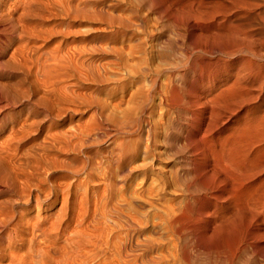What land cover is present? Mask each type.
I'll use <instances>...</instances> for the list:
<instances>
[{
    "label": "bare ground",
    "instance_id": "bare-ground-1",
    "mask_svg": "<svg viewBox=\"0 0 264 264\" xmlns=\"http://www.w3.org/2000/svg\"><path fill=\"white\" fill-rule=\"evenodd\" d=\"M11 1L12 0H0V6L2 7H0L1 52L8 47L14 36H20V34L16 32L14 26L15 22H13L11 18V14L13 13H11L10 9H12V11L14 10L12 3H10ZM19 1L22 5L29 3V1L26 3V0ZM58 2L60 5H57L61 7V11H59L60 14L62 12L65 14L67 13L66 15H69L71 21L72 19L74 21L79 19L91 21L93 25L96 24L95 26L101 24L103 26L102 30H104L103 38L107 44L108 56L115 57L118 61L116 64H119L118 68L123 76L119 72L121 75L119 76L120 83L122 85L121 95H119L120 101L118 102L117 99V102L115 101L116 105H127L134 101V103H132L134 106L131 104L134 108L133 111L128 112L129 115H132H130L131 118H124L126 119L124 122L122 120L123 118H121L122 122L119 119L121 123L119 122L118 125L112 126L113 129L111 131H115L114 134H119L120 144L116 142L118 144L117 147V144L114 143L116 144L114 148L117 149H115L117 153H113V155L116 156L113 157L111 155L113 159L109 156L112 162L115 161L117 163L118 169L116 171L118 172L115 171V168L113 170L111 169L110 172L114 171V173H117L119 176L117 180L119 179L120 181L122 177L126 180L129 174L126 172L134 171L131 168L132 163L142 161L140 159L143 156V160L153 161L151 169L150 167L146 168L150 163L146 164L148 162H142L146 165V170L148 169L149 172L151 170L150 174L146 173L148 174L146 175L142 172L139 174H142L144 178H153L151 181L153 182L154 180L157 182L154 187L155 190L153 193L151 192L152 196L155 194L154 197L156 198L152 199V202H149L147 205L150 206V209L152 207L154 210H158V213H160L158 215L159 217L157 216L158 213H153L162 221L161 224L164 226L161 227L163 228V230L161 229L162 232L167 230V233L171 235L167 236L170 238L172 237V263H169L264 264V0H81L77 6L74 4L76 7L70 4H73L76 0H72V2H69V0H57V3ZM13 5L15 6V4ZM57 14L59 15L58 12ZM17 16L18 19L23 18L21 14ZM23 20L19 19V23L17 22L18 24L15 23V25H19L20 27V24L22 25V23H24ZM20 21L22 22L20 23ZM68 25L70 26V24ZM25 27L27 28L28 26L26 25ZM96 28L98 29V27ZM36 29H38V27ZM95 29H93V31H95ZM37 31L39 32V30ZM48 31L53 32H46L47 35L44 33L45 37L43 36V40L46 36L47 38L49 36H54V29H48ZM71 31V29L70 32L68 31L69 34ZM22 33L21 37L24 35H22ZM50 33L53 35L51 36ZM30 34L26 36H30ZM48 34L50 35L48 36ZM65 34H67V31ZM34 37L31 36V38ZM114 37L121 38V41H119L120 46L116 49L112 45ZM132 39L136 40L138 45H135L134 40L132 44ZM21 41L22 40H20V42ZM24 45L26 44L24 43ZM39 46L41 47V44ZM93 46L94 45H92V47ZM28 47L29 45L25 48ZM94 47H96V45ZM94 49L95 48H93V51ZM24 50L26 51V49ZM20 51L22 50L20 49ZM26 53H24V56ZM36 54L38 53H33V55ZM4 56L2 58H4ZM18 56L19 55H16L17 58L20 57ZM38 56H40V54ZM71 56H73V54ZM8 59L6 60L8 61ZM19 59L24 60L22 58ZM10 61L14 60L11 59L9 62ZM24 61H26V58ZM39 61H41V59ZM45 61L46 60L43 62ZM41 62L38 63L40 64V68L43 66ZM108 62L107 65L111 63L110 61ZM114 63L115 62H112L115 66ZM22 64L23 63H21V65ZM66 65L69 66L68 64ZM35 66L38 69L36 70L39 71L38 66ZM35 66H33V68ZM45 66L47 67V65ZM58 66H60V64ZM72 66L71 68L74 69ZM3 67L5 68L6 66ZM9 67L7 66L1 72L2 78H6V81L0 82V194L2 192H15L17 194L19 191L17 190L19 186H17V183L20 181L19 178H25V180L31 178V180L28 181H34V178H38L37 180H39V178L42 177L41 173H45L47 176V174L56 172V170L59 169L58 166H60L62 162H59L60 165H57L58 161L56 163V158L52 157L57 155L54 154L51 156V153L55 151L56 145H59V139L60 144L62 139L61 137L59 138L58 130L56 128L52 129L53 127L50 128V124H54L60 119L62 110L66 111V109H64L65 106L63 109L60 108V103L64 101L69 107L74 102L72 96H70V98L72 97V99H70L65 95L66 100H63L62 96V98L60 97V95L64 94L62 93L64 91L60 87L62 94L57 92L55 88L60 85H56L58 82H55L53 79L55 82L54 84L52 81V71L49 69L45 74L47 80L44 79L48 82L46 83L44 81V83H46L45 85L48 86L46 88L47 93L41 92V87L43 86L44 88L45 86L43 82L40 88L36 86V83L38 84L40 81L39 79V81L35 83L34 88H31L32 93L26 97V104H22L20 98V100L18 98L12 99V102L11 87L16 85L12 84L13 86H11L10 81L7 80L10 78L11 73ZM13 68L15 67L13 66ZM23 68L25 67L23 66ZM29 68L31 67L29 66ZM69 68L70 67H68V69ZM18 69H20L21 72L24 70L21 68ZM60 70H64V68ZM116 71H118V69ZM25 72L27 73V71ZM25 72H22V74H25ZM107 74L106 77L109 76ZM54 76L56 77L57 75L55 74ZM65 76L62 78L61 82H64L66 79L70 80L74 75L70 76V79L67 76V78L64 79ZM57 79L60 80V78ZM109 79L107 77L108 81ZM112 79L113 78H111L110 82L116 83V81H112ZM61 82L59 83L62 84ZM38 85L40 86V83ZM54 85H56L55 88ZM135 85H139V87L137 86L135 88ZM21 86L22 84L20 87ZM27 88L29 89L30 87ZM131 88H133V91L130 90ZM17 89H19V87H17L16 90ZM70 89L72 88L69 87V90ZM116 90H118V88ZM19 92H21V90ZM119 92L120 91H118V93ZM68 93L69 92L66 94ZM115 93H110L109 95L113 96ZM112 105L111 103L110 107L113 109L118 107L115 104V107ZM17 106H22V112H25L27 117L24 116V119L18 120L16 124H14L15 121H13L14 118L12 119V112H10V110H13V108ZM122 106L120 108L123 109ZM112 108H109L110 111H112ZM116 109L117 108H115V110ZM122 109H119V111L121 110L123 112ZM115 110H113V112ZM70 111H75V109ZM117 113L119 115V112ZM124 113L120 115L124 117ZM63 114H65V112ZM128 114L126 115L128 116ZM109 117L112 118L113 116L111 117L110 115ZM113 119L115 118H112L111 121L108 118V121L112 122V124H117L119 120L117 121L115 119L116 123H114ZM112 133L113 132H111V135L113 136L114 134ZM108 134L109 133H106V135ZM42 135L45 137H42ZM108 136H106V138ZM114 136L116 137V135ZM45 138L50 140V142L47 140V144L50 143L51 146L45 144ZM132 139L137 142L136 149L130 146L131 144H135H130V142H134ZM140 140L145 142L143 148H141L142 142L140 143L141 145L139 144L141 147H138V142H140ZM49 147L53 148V151L50 153L48 152L50 151ZM131 147L134 151H137L136 155L134 153L133 157L131 152L133 150ZM58 149L60 150V148ZM112 162L110 163L112 164ZM134 166L133 169L136 171V169H140V166L143 165L140 163ZM60 168L62 169V166H60ZM136 174L138 175V173ZM43 178H45V176H43ZM46 181L48 180L46 179ZM21 182L24 181H20V183ZM141 182H138V184L141 185ZM25 184H27V182H25ZM29 185L30 184H28V186ZM127 185L126 187L130 188V186ZM148 187L149 189L152 187L151 183L150 185L148 184ZM38 188L39 186H37V189ZM154 188L152 187V189ZM25 192L27 191L25 190ZM28 192L26 196L23 195L25 196L24 198L21 197V195L17 196H20L19 198L21 201L27 203L32 196L29 190ZM147 193L148 191L145 194ZM16 194L14 195L16 196ZM140 194L142 193L140 192ZM143 195L144 194H142V196ZM148 195L149 193L144 195L146 200L149 198L147 197ZM166 196L172 198L168 199L167 197L166 199ZM141 197L137 199H142ZM34 198L38 199L37 195ZM143 199L141 200L142 203L144 201ZM17 200L19 201V199ZM128 201L130 200H127V202ZM131 201L129 204H131ZM149 201H151V199H149ZM127 202L126 205L128 204ZM144 202L147 203L146 201ZM13 203L14 202L11 203L9 200L0 201V235H4L5 238L9 240L14 235L15 238L18 237L17 226L14 225V228L11 229L8 227L17 214V211L15 212L16 214L13 212ZM152 203L155 205L159 204L160 206H158L157 209V206L155 208ZM137 204L139 205V203ZM133 207H135V205ZM134 211L136 210L134 209ZM134 211L131 210L132 213L130 214H133ZM140 212L142 214V211ZM22 213L20 215H22ZM153 213H151V215ZM136 214L138 215V213ZM144 215L143 212V216ZM126 216H124L125 219H127ZM132 217L129 218L131 219ZM139 218L140 215L139 217L137 216V222L135 221L137 224L141 222L140 220L138 222ZM143 218L144 220L146 219L145 217ZM130 219L129 221H131ZM148 219L149 217H147V220ZM155 219L156 218H154V220ZM17 221L19 223L21 218ZM126 221H124V223ZM150 221H152V218ZM132 223L134 225V222ZM37 224L39 225V223ZM155 224L153 223L154 227ZM19 225L21 224L19 223ZM23 226L24 225H22V227ZM32 226L33 224L30 225V227L26 225L28 228ZM130 226L132 225H129V227ZM158 229L160 228H157V230ZM34 231H36V229ZM139 237H141V235ZM147 237L148 236H146V238ZM146 238L145 240L150 238V241L147 242L151 244V237ZM166 238L164 240L161 238L159 239L165 242ZM170 238L169 241H171ZM154 239H157L156 242L159 243L158 238ZM22 241L24 242L23 237L21 239V243L23 244ZM12 243H14V241ZM138 246L139 244L137 247ZM137 247L135 249L139 248ZM144 247L146 248L147 246H143V248ZM152 247L154 248V246ZM169 247L171 248V245ZM153 248L150 249L152 250ZM165 248L168 249L167 247ZM166 251L161 252L160 255L166 253ZM3 253H1V255ZM5 254L3 256H5ZM14 254L16 255V253ZM9 256H13V254ZM156 256H158V254ZM159 256L158 258H160ZM164 256H167V254ZM168 257L169 256L166 258ZM152 260H154V258ZM154 261L149 262L153 264ZM158 262L160 263L159 259ZM158 262H156V264H159ZM162 263H164V261L161 262V264ZM166 263L168 264V259Z\"/></svg>",
    "mask_w": 264,
    "mask_h": 264
},
{
    "label": "rangeland",
    "instance_id": "rangeland-1",
    "mask_svg": "<svg viewBox=\"0 0 264 264\" xmlns=\"http://www.w3.org/2000/svg\"><path fill=\"white\" fill-rule=\"evenodd\" d=\"M28 1H29V3H28ZM58 1H60V0H58ZM73 1H75V0H73ZM79 1L81 2V0H78V2L76 0L77 3L74 2L73 4L72 3H70V4L73 7H76L79 4ZM15 2H18V3H15ZM69 2H72V0H69ZM10 3H12V6L14 7V8L13 7L12 8L14 10H16L18 7L21 8V9L18 8L16 11H14V10L12 11V9H10L11 13H13V14H11V18H12L13 22L18 24L19 19L23 20V18H24V20H23L24 23H22V25H24V26H22L20 24V27H19V25H15V23H14L15 30L17 33L20 34V36L16 35L17 38H16V36H14V38L10 41V44L8 45V47L5 50H3L2 52L0 51V54H1L0 55V60H1L0 61V74H1L0 82L2 83V82L6 81V78H4V77L2 78L1 72L7 66L8 67L10 66L9 69H10V72L12 74L10 73V78H8L7 80L10 81L11 86H13L14 84L16 85V86L11 87L12 88L11 101L13 102L14 99L20 98L22 104L23 103L26 104V97L30 93H32L31 90L34 88L35 83L38 82L39 79H40V81L42 79V81L41 82L39 81L40 86L38 85L39 83L38 84L36 83V86L38 88L41 87L42 82L44 83V81H45L46 83H48L46 81L47 79L45 78L46 77L45 74L47 71L50 70V71H52L51 73L53 75V78H52L53 82H54V80H55V82H58V83L61 82L62 78L65 75L67 77H69V79L71 78L70 76L74 75V76H72V78L70 80L66 79L67 77L65 76L64 79H66V80L64 81V79H63L64 82H61L62 84H60V83L56 84V85H60V86L56 87V85H54V88L56 87L55 89H57V92H59V94L64 93L63 95H60V97L61 96L63 97V98L61 97L63 100H66L65 99L66 97L70 98V96H72L74 102L72 103L71 106H69L70 108L68 107L67 103H64V101L62 103H60V108L63 109V107L65 106L64 109H66V111L61 109L62 111L61 110L60 111H61L62 115L60 116V119H58L54 124L49 123L50 128L53 127L52 129L56 128L58 130L59 138L61 137L62 141L60 144V139H59V142H58L59 145H56L55 151L57 150L58 152L53 151L52 147H49L50 151H48V152L50 153L53 151L52 152L53 154L51 153V156L54 154L57 155V156H52L53 158L54 157L56 158V163L58 161L57 165H60L59 162L65 163V164L61 163L60 166H62V169L60 168V166H58L59 169H57L56 172L47 174V176L45 173H41L42 177L39 178V180H37L38 178H34L35 179L34 181L32 180L33 183L35 182L34 184L32 183V181H28V180H31V178H28L27 180H25V178L24 179L19 178L20 181H24V182L20 183V181H19L17 183V186L19 185L17 187V190H19L17 194L15 192L14 193L13 192H6V193L2 192L0 194V201L3 202V201L9 200L11 203L14 202L13 203V212H14V214H16V213L17 214L14 216L15 218H14L13 222L8 227H9V229H11V228H14V225H16L17 229H18L17 230L18 237H21V238L16 237L17 238V240H16V238L14 237L15 235H14L10 239L11 240L10 241L9 239L5 238L4 235H0L1 236L0 237V247H1L0 248V256H1L0 257L1 258L0 264H8V263L9 264H152V263H150L151 261L157 260V261L153 262V264L154 263L156 264V262H158V259L160 260V263L158 262L159 264H161V262H163V261L165 264H167L166 263L167 259H168V264H171L172 263L171 262V260H172L171 259V251L173 249L172 248L173 240H171L172 237L171 238L169 237L171 235H169L170 233H167V230H165V228H164V230L166 232L165 231H163L164 233L162 232L163 228H161V227L163 226V224H161L162 221L159 218H157V216L160 214V213H158V210L156 211V209L154 210L152 207L150 209L149 208L150 206L147 205L149 202H152V199L156 198V197H154L155 194H153V196H152V193L155 190L154 187L156 186L157 182L154 180L152 182L151 179H153V178H148V177L144 178L142 176V174L141 175L139 174L141 172L143 174L144 173L150 174L151 173L150 169L153 165V161H149V160L146 161V159L143 160V158H144V156H143L140 159L142 161H139L138 163H136V162L132 163L131 168L134 171L131 170L132 172H126L127 174L129 173L127 175V178L125 177L126 180L122 177V178H120L121 180L119 181V179L117 180V177L119 178V176L116 173V172H118V171H116L118 169V165L115 161L112 162V160H110L111 158L113 159V157L116 156V155H113V153L114 154L117 153V151H116L117 149L114 147L116 146V144L118 142L120 144L119 134L118 133L114 134L115 131H111L113 129L112 126L118 125L121 118H123L122 119L123 122H124V120L126 121V119H124V118H128V119L131 118L132 115L130 114L131 115L130 116L128 114V112L133 111L134 105L132 103H134V101L128 103L129 105L128 104L127 105L122 104L126 108L122 105H120V106L116 105L117 99H118V102L120 101L119 95H121V85L122 84L120 83V77L119 76L122 75V72L118 68L119 64H116V63H118L116 58L108 56L107 44L105 43V40L103 38V33H104V30H102L103 26L101 24H97V26H95L96 24L93 25V23L91 21H87V20H79L78 19V20L74 21L72 19V21H71L69 19L70 18L69 15L68 16L66 15L67 13L65 14L62 12L60 14L59 11H61V9H60L61 7L59 6L60 5L59 2L57 3V0H26V3H28V4H24V5H22L19 0H12ZM13 4H15L16 8ZM16 4H18V5H16ZM57 4H59V5H57ZM74 4H76V6ZM25 5H27V6H25ZM24 6H25V8H24ZM58 7H59V10H58ZM23 9H25V10H23ZM21 10H22L23 14L25 13L24 15L22 14ZM25 11H27V12H25ZM56 11L59 13V15L57 14ZM4 12H5V10H4ZM18 14H21L23 16V18L18 19L17 18ZM58 16H61V17H58ZM21 22L22 21H20V23ZM68 24H70V26H72V27H70ZM26 25L28 26L27 28L25 27ZM32 25H33V27H32ZM36 25H37L38 29H36L37 28ZM42 25H44V26H42ZM67 26H69L70 28ZM94 27L95 28L98 27V29L96 28L97 31ZM33 28L36 30H34ZM30 29H31V31H30ZM43 29L45 31L47 29L46 32H48V33L51 32V31H48V29L49 30H52V29L55 30V32L53 33L54 34L53 37L49 36L53 32L52 31L50 34H48V36L50 38L49 37L47 38V36H46V38H44L45 43L43 40V36L45 37V34L47 35V33ZM60 29H61V31H60ZM70 29L72 31L69 34ZM90 29L92 30L93 33L91 32ZM93 29H95V31H93ZM37 30H39V32ZM99 30H100V32H99ZM66 31H67V34H65ZM20 32L21 33L23 32L22 35L24 34L23 35L24 38L21 37ZM56 32H57V34H56ZM29 34H30V36H26ZM37 34H38V36L42 34L41 35L42 37L41 36L38 37ZM53 34H51V36ZM96 35H98V36H96ZM31 36L32 37L35 36V37L31 38ZM37 37H38V39H37ZM29 39H31V40H29ZM39 39H40V41H39ZM20 40H22V41L20 42ZM35 40H37V41H35ZM133 40L134 39H132L131 43L133 44V42L135 41V45L136 44L138 45L137 41L136 40L133 41ZM119 41H121V38H119V37L113 38L114 44L112 43V45L115 47V49L120 46ZM24 43L26 45H24ZM96 43H98V44H96ZM32 44L35 46H33ZM38 44L39 45L41 44V47ZM21 45H22V48H21ZM27 45H29V47L25 48ZM37 45L39 46L40 49L38 48ZM92 45H94V46L96 45V47H94V46L92 47ZM30 46L32 47V49ZM93 48H95L96 50L94 49V51H93ZM20 49L23 52L25 51L24 49H26V51L24 52V53L27 52L25 54V56H24V53L22 51H20ZM12 50H14V51H12ZM34 50L35 51L38 50V51L35 52ZM40 50H41V53H40ZM20 52H22L23 54ZM33 53H38V54L33 55ZM71 53L73 54V56H71L72 55ZM39 54H40V56H38ZM16 55H19V56L21 55L20 57L19 56L18 57L22 58L24 60L26 58L27 62L17 58ZM28 55H31V56H28ZM3 56H4V58H2ZM32 56H33V58H32ZM69 56H71V57H69ZM35 58H36V61H35ZM109 58H112V59H109ZM6 59H8V61ZM11 59H13L14 61L9 62V60H11ZM30 59H32L34 61H32ZM40 59L42 62L44 60H46V61L42 63L41 61H39ZM67 60H70V61H67ZM72 60H73V62H72ZM108 61H110L111 63L107 65ZM24 62H26V63H24ZM39 62H41V64L44 67L41 66V68H40V66H39L40 64H38ZM70 62L73 64V66ZM112 62H115L114 64L116 67L112 64ZM21 63H23V64L21 65ZM30 63L33 65H31ZM58 63L60 64V66H58L59 65ZM2 64H3V66H6V67L4 68L2 66ZM6 64H10V65H6ZM15 64H17V65H15ZM34 64L38 66L39 71H37L38 69L36 68V66ZM66 64H68L69 66H67ZM11 65H12V67H11ZM45 65H47V67ZM110 65H112V66H110ZM13 66L15 68H13ZM23 66L25 68H23ZM29 66L31 68H29ZM33 66H35V67L33 68ZM71 66L74 69H72ZM65 67H66V70H65ZM68 67H70L71 69L70 68L68 69ZM11 68H12V70H11ZM18 68H21L22 70L24 69L22 72L27 71V73L25 72V74L24 73L22 74L21 70ZM63 68H64V70H60ZM17 69H18V71H17ZM117 69H118V71H116ZM113 70H115V71H113ZM71 71H73L74 73ZM119 72L121 73V75ZM30 74L33 75V78H32V75H30ZM55 74L57 75L56 77L54 76ZM106 74L109 75V76H107L108 79L110 78L109 81L107 80ZM21 75H23V76H21ZM12 76H13V78H12ZM35 76H36V78H35ZM58 76H61V77H58ZM28 77H29V79H28ZM57 78H60V80ZM111 78H113L112 81H116V83L110 82ZM35 79H36V81H35ZM44 79H46V80H44ZM26 80H27V82H26ZM24 81H25V83H24ZM105 81H107V82H105ZM55 82H54V84H55ZM71 82H73V83H71ZM46 83H44V85ZM21 84H22V86L20 87ZM45 86H44V88L42 86L41 87L42 90L41 89L40 90H41V92L43 91V92L47 93L46 88L48 86L47 85H45ZM137 86L139 87V85H135V88ZM17 87H19V89H17V90H19V91L21 90V92L16 90ZM27 87H30V88L28 89ZM60 87L63 89L64 92H62ZM69 87L72 88L73 91H72V89H70L71 90V92H70ZM115 87H116V89L118 88V90H116ZM26 89L28 92L26 91ZM108 89H109V91H108ZM112 90H113V92H112ZM130 90L133 91V88H131ZM118 91H120V92L118 93ZM67 92H69V93L66 94ZM26 93H28V94H26ZM110 93H115V94H113V96H110L109 95ZM39 94H41V93H39ZM24 95H26V96H24ZM35 95L39 96L38 94H35ZM65 95H66V97H65ZM24 97H25V99H24ZM48 97H49V95H48ZM72 97L70 99H72ZM111 103L113 104L112 105L113 107H115L114 104L116 106H118V107H115L118 110L117 109L115 110V108L113 109L112 107H110ZM108 104H109V106H108ZM121 106L123 107V109L120 108ZM19 108H20V110H19ZM109 108H112L111 109L112 111H110ZM73 109H75V111H70ZM119 109H122L123 112L121 110L119 111ZM113 110H115V111L113 112ZM10 112H12L11 113L12 119L13 118L15 119V120L13 119V121H15L14 124H16V122L18 120H21V119H24L25 117H27L26 116L27 114L25 112H22V106H20V107L17 106L16 108H13V110L11 109ZM64 112H65V114H63ZM117 112H119V115ZM124 112H127V113H124ZM123 113H124V117L121 116V115H123ZM126 114H128V116ZM110 115H111V117L113 116L112 118H115L117 121L120 119L117 124H112V122L108 121V118H109V120L112 121V118L109 117ZM93 118H94V120H93ZM115 119H113L114 123H116ZM122 120H121V122H122ZM93 126H95V127H93ZM109 127H110V129H109ZM99 128H100V130H99ZM111 132H113L112 134L116 135V137L114 135H113L114 136L113 137L111 135ZM106 133H109L108 134L109 136L106 135ZM67 135H68V137H67ZM106 136H108V137L106 138ZM42 137H45V136L42 135ZM112 139L114 142L112 141ZM45 140H46L45 144L47 146H51L50 143H49L50 145L47 144V140H48V142H50V140L48 138H45ZM142 140H140V142H138L139 148L141 146H142L141 148H143L145 145L144 144L145 142ZM132 141H134V140L132 139ZM114 143H116V144H114ZM131 143H135V144H131ZM136 143L137 142H135V141L130 142V144H131L130 146H132L133 148L136 149V146H137ZM109 146H110V148H109ZM57 147L60 148V150ZM117 147H118V144H117ZM132 147H131V149L133 150ZM108 150H109V152H108ZM133 151H131L132 157H133L134 153L136 155V152H137V151H134V152ZM110 152H112V153H110ZM109 161L112 162L113 165ZM142 162L143 163L148 162L146 164H149V163L150 164L148 166H146ZM140 163L143 166H140L141 170L136 169V171H137L136 172L135 169H133L135 167L134 165L140 164ZM114 165H115V167H114ZM145 166H146V168L150 167V169H149L150 172L148 171V169L146 170ZM114 168H115L116 172L115 173H114V171L110 172L111 169L113 170ZM108 169H109V172H108ZM135 172L138 173V175ZM108 173H111V174H108ZM112 173L114 174L115 177L113 176ZM148 174H146V175H148ZM109 175H112V176H109ZM43 176H45V178H43ZM129 176H130V178H129ZM54 177H56V178H54ZM42 178L44 181H46V179L48 181L44 182L42 180ZM111 179H112V181H111ZM40 180H41V182H40ZM123 181H124V183H123ZM134 181H136V182H134ZM25 182H27V184H25ZM30 182L32 183L33 186L31 185ZM138 182L139 183L141 182V185H139ZM150 183L154 189H152V187L150 188L151 190L149 189L148 184L150 185ZM28 184H30V185L28 186ZM134 184H136V185H134ZM126 185L130 186L131 189L129 187H126ZM37 186H39L38 189H37ZM139 186H141V187H139ZM143 187H144V189H143ZM145 188L149 189V190H146ZM24 189L27 192H25ZM134 189L135 190L138 189V190L135 191ZM28 190L31 192L32 196L30 197L29 202L24 203V201L20 200V198H19L20 196H17V195H21V197L24 198L27 195L26 193H29ZM147 191H148L149 195H151V196H149V195L147 196V197H149L148 200H146L144 197V195L148 194V193L145 194ZM140 192L144 195L142 196V194H140ZM7 193H9V194H7ZM11 193H12V195H11ZM19 193H21V194H19ZM131 193H132V195H131ZM14 194H16V196ZM35 194L37 195L38 199L34 198V197H36ZM23 195H25V196H23ZM136 195H137V197H136ZM115 197H117V198H115ZM139 197H141L142 199L144 197L143 200L146 201L147 203H145L144 201L142 203V201H141L142 199H137ZM151 197H153V198H151ZM167 197H168V199L172 198V197L166 196V199H167ZM17 199H19V201ZM122 199H123V201H122ZM149 199H151V201H149ZM127 200H130V201L132 200L135 203L131 201V204H132L131 205V204H129L130 201L127 202ZM126 202L128 203L127 205H126ZM137 203H139V205ZM21 204H23V205H21ZM136 204H137V206H136ZM134 205H135V207H133ZM152 205H154L155 208L157 206V209H158V206H160L159 204L155 205L154 203H152ZM146 206H147V208H146ZM17 207H19V208H17ZM121 207H123V208H121ZM159 208H161V207H159ZM130 209L133 211L135 209L137 211V212L134 211L135 213L133 212V214L138 213V215L136 214L138 217L140 215L141 219L140 218L138 219V222H139V220L141 221V222H139L140 224L136 223L137 222V216L130 214V213H132ZM110 210H112V211H110ZM138 210H139V212L142 211V214H141V212L139 213ZM112 212H113V214H112ZM143 212L145 214L144 216H143ZM153 212L155 214L158 213L157 216ZM21 213H22V215H20ZM151 213H153V214L151 215ZM124 214H126L127 216L130 215L129 217L133 216L135 219L133 217L130 219L129 217H127ZM124 216H126L127 219H125ZM146 216L149 217L148 220H147ZM22 217H24L25 220ZM143 217L146 218L145 219L146 221L144 220ZM150 217L152 218V221H150L151 220ZM17 218L18 219L21 218V221L19 222L21 225H19ZM154 218H156V219L154 220ZM129 219L132 222H134V225L131 221H129ZM124 221H126V222L124 223ZM149 221H150V224H149ZM156 222H158L159 224ZM31 223L33 224V226H32L33 228L32 227L28 228V227H30V225H32ZM37 223H39V225ZM126 223H128L129 225H132V226H130L131 228ZM153 223L154 224L156 223L155 227L153 226ZM11 225H12V227H11ZM22 225H24V226L22 227ZM26 225L28 227H26ZM136 225H138V226H136ZM141 225H142V227H141ZM158 225H159V227H158ZM127 226H128V228H127ZM133 226H135V227H133ZM34 228L36 229V231H34L35 230ZM157 228H160V229L157 230ZM150 229H152V230H150ZM6 230H8V229H6ZM134 231H136V232H134ZM149 231L152 234H150ZM139 232H140V234H139ZM137 233H138V235H137ZM154 233L158 234L159 236L154 234ZM163 234H164V236H165V234H166V236L169 235V236H167L168 239L166 238V236L164 237ZM140 235H141V237H139ZM146 236L151 237V241H152L151 244H153V242H154L153 245H151L150 242L149 243L147 242V241H150L149 240L150 238L147 239L148 237L146 238ZM22 237L24 240V242L22 241L23 244L21 243ZM162 237H164V238H162ZM2 238H3V240H2ZM139 238H140V240H139ZM145 238L147 240H145ZM154 238H158V239L161 238L162 240H164L166 238V240H165V242H163V241H161V239H159V243H158V242H156L157 239H154ZM169 238L171 241H169ZM144 240H145V242H144ZM13 241H14V243H12ZM17 241L20 243H18ZM160 242H161V246H160ZM170 242H171V244H170ZM136 244L137 245L139 244L138 247L140 249L137 247ZM155 244H156V246H155ZM170 245H171V248L169 247ZM143 246H147L148 249H147V247L143 248ZM152 246H154V248ZM136 247L138 249H135ZM163 247H164V249H163ZM165 247H167L168 249H166ZM7 248L8 249L10 248V249L8 250ZM150 248H153L154 250L152 249L153 250L152 251ZM161 249H163V250H161ZM38 250L42 253H40ZM149 250L151 253L149 252ZM160 250H161V252H165L166 250H168V251H166V253H162V255H160L161 254ZM144 251L148 254L149 258L147 257V254ZM13 252L16 253V255ZM119 252H120V254H119ZM1 253H3V254L1 255ZM4 254H5V256H3ZM11 254H13V256H9ZM157 254H158V256L160 255L159 256L160 258H163L165 260L158 258V256H156ZM166 254H167V256L170 257V260H169V257L166 258L167 256H164ZM153 258H154V260H152ZM161 260H163V261H161ZM13 262H15V263H13ZM169 262H171V263H169ZM164 263H162V264H164Z\"/></svg>",
    "mask_w": 264,
    "mask_h": 264
}]
</instances>
